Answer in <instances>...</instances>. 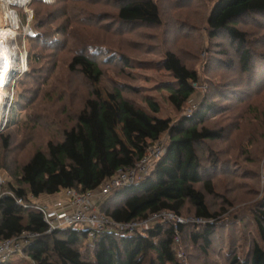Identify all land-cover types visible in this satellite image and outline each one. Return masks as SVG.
I'll return each mask as SVG.
<instances>
[{
  "label": "trees",
  "instance_id": "16d2710c",
  "mask_svg": "<svg viewBox=\"0 0 264 264\" xmlns=\"http://www.w3.org/2000/svg\"><path fill=\"white\" fill-rule=\"evenodd\" d=\"M59 1H31L37 34L30 39L39 41L40 49L48 43L56 49L62 45L70 46L76 40L75 27L84 30L89 26L98 27L99 32L106 29L107 33L122 37L132 29L163 24L157 0H116L119 5L116 17L102 15L104 13L97 17L93 4L98 6L99 1L79 0L78 13L71 15L75 17L72 34L69 33L63 44L55 28L46 29L49 24L46 20L51 18L49 8H59ZM187 3L194 4L195 1L188 0ZM258 26L264 28V0H215L207 16L209 39L227 38L236 51V55H230L227 47L217 51L218 54L227 57L226 65L230 67L236 59L235 65L248 76L254 91L264 90V47L255 48L256 43L264 45V40L252 39L249 31ZM86 46L78 44L75 47L78 51L69 60V67L67 65L70 71L85 75L93 85L79 110L73 114L70 109L65 112L66 122L72 124L61 133L59 128L54 130L59 133L57 137L48 140L45 148L36 149L27 162L11 172L9 181L0 182V239L18 237L27 231L39 233L22 250V258L3 264H183L178 255L177 235L188 239L195 252L208 255L216 235L219 237V233L231 231L237 221L247 224L244 215H235L234 224L228 223L227 215L232 212L234 202L218 192L215 182L222 172L234 173L231 165L223 167L225 164L222 163L230 161L223 155L224 149L212 146V142L225 141L231 127L209 124L210 116H221V111L228 106L226 101L223 102V93L211 86L198 107L183 114L197 91L200 73L176 52L168 51L162 66L173 79L159 88L168 92V102L182 112L178 120L158 116L160 103L151 95L143 97L153 113L147 111L131 95H137V89L122 83H116L111 91L117 106H110L96 94L94 77L102 75L103 70L93 56L85 53ZM36 54L42 56V52L36 51ZM120 58L125 63L124 68L131 62L125 55ZM237 88L231 91L243 93V89ZM118 124L125 143L116 133ZM3 136V148L8 149L9 136ZM166 138V152L152 171L130 185L114 188L100 202L99 209L119 222L142 220L166 210L180 217L201 218L205 222H159L144 232L105 231L93 239L89 238L88 230L75 226L46 233L48 225L38 207V199L67 189L80 193L99 189L120 168L135 166L149 147ZM209 154L211 159L205 164ZM3 159L5 155L1 154L0 148V171L8 168L5 163L3 165ZM221 164L223 166L218 167ZM240 171L236 173L243 176ZM258 183L260 188L259 180ZM260 192L259 201L250 209L258 237L251 238L249 252L244 257L235 250L236 246L231 248L225 264H264V188ZM218 198L222 204L215 208Z\"/></svg>",
  "mask_w": 264,
  "mask_h": 264
},
{
  "label": "rangeland",
  "instance_id": "374dc122",
  "mask_svg": "<svg viewBox=\"0 0 264 264\" xmlns=\"http://www.w3.org/2000/svg\"><path fill=\"white\" fill-rule=\"evenodd\" d=\"M31 1L0 0V29L5 25L13 27L10 43L17 46L15 69L7 82L10 99L5 121L0 126L1 154L5 155L2 162L8 166L0 171V179L9 181L11 172L27 162L36 149L45 148L48 140L57 137L59 133L54 130L59 128L61 133L72 124L70 120V123L66 122L65 112L70 109L73 114L79 110L87 92L93 87L85 75L68 68L69 60L78 51L75 49L78 44L82 47L87 45L85 53L93 56L103 70L102 75L94 77L99 98L116 107L111 91L116 83H122L137 89V95H131L141 107L153 113L143 101V97L151 95L160 103L158 116L176 121L182 112L168 102V92L159 88L164 82L173 79L162 66L166 53L173 51L200 73L197 91L185 106L183 114L196 109L211 86L219 89L223 93V102L228 103L221 111L222 115L213 114L208 123L215 127L231 126L225 135L228 138L220 143L212 142V146L224 149L223 155L230 159L228 163H222L224 166L221 164L218 167L231 165L234 173L222 172L215 182L218 192L234 202L232 212L227 215L228 223L234 224L232 220L235 215H244L247 222L237 221L231 231L219 233V237L216 235L208 255H202L198 250L195 252L188 239L180 236L179 240L176 239L179 258L183 264H225L227 254L235 246L236 251L246 256L251 238L258 237L256 226L250 218V209L259 201V193L264 188V90H252L251 87H255L250 85L248 76L243 75L235 65L236 59H233V67H230L226 65L227 57L218 54L217 51L228 47L230 55H236L227 38L209 39L207 16L215 0H194V4L187 3L188 0H181L180 3L176 0H157L161 7V26L132 29L122 37L107 33L106 29L99 32L98 27L89 26L87 30L75 27L76 40L70 46L62 45L60 49L49 43L40 49L39 41L30 39V35L37 34ZM44 1L54 3L56 0ZM77 1L60 0L59 8H49L51 18L46 20L50 24L46 25V29L55 28L63 44L68 40L69 33L72 34L75 17L71 15L78 13L80 5ZM96 1H99V5L93 4V8L97 17L102 13L116 17L119 8L116 0ZM249 31L252 39L264 40V28L251 27ZM262 47L263 44H255L256 50ZM36 51L42 52V56L35 55ZM121 55L129 57L131 61L125 68ZM9 59L4 58L0 65L5 67ZM236 87L243 89V93H233L231 89ZM116 133L120 141L125 143L119 124ZM3 135L9 136L8 149L3 148ZM207 157H204L207 160L205 164L211 159L210 154ZM236 171L243 173V176ZM221 204L222 200L218 198L214 207L219 208ZM182 218L188 220L194 217ZM159 222L155 221L152 225ZM75 227L84 229V224L76 223ZM22 257V251L15 252L8 261H18Z\"/></svg>",
  "mask_w": 264,
  "mask_h": 264
},
{
  "label": "built area",
  "instance_id": "2783aa9c",
  "mask_svg": "<svg viewBox=\"0 0 264 264\" xmlns=\"http://www.w3.org/2000/svg\"><path fill=\"white\" fill-rule=\"evenodd\" d=\"M167 144L160 140L147 149L143 157L132 167L120 168L117 173L101 188L80 193L75 189L65 190V195L69 198L66 203L58 200L52 205L37 203L43 211L47 222L46 233H53L57 229L68 226H75L76 223H83L84 229L88 230L89 238L93 239L99 232L105 231H125L144 232L149 230L152 223L161 222L186 223L195 221L205 222L201 218L183 219L173 211H160L149 215L142 220L128 222L115 221L99 209L100 202L117 187H122L134 183L137 179L143 178L152 171L158 159L166 152ZM1 182L5 180L0 179ZM22 203V200H19ZM39 236L36 232H23L18 237L0 239V264L7 262L15 252L22 251L28 243ZM176 239L180 237L177 235Z\"/></svg>",
  "mask_w": 264,
  "mask_h": 264
},
{
  "label": "bare ground",
  "instance_id": "6f19581e",
  "mask_svg": "<svg viewBox=\"0 0 264 264\" xmlns=\"http://www.w3.org/2000/svg\"><path fill=\"white\" fill-rule=\"evenodd\" d=\"M50 1V0H48ZM13 27H2L0 29V63L5 58H10L5 67L0 65V126L3 125L6 116V108L9 103L10 94L7 88V82L12 75L15 66V54L17 46L10 43V34L13 33ZM27 30H30L29 28ZM29 35V33H28Z\"/></svg>",
  "mask_w": 264,
  "mask_h": 264
},
{
  "label": "crops",
  "instance_id": "0c3cea01",
  "mask_svg": "<svg viewBox=\"0 0 264 264\" xmlns=\"http://www.w3.org/2000/svg\"><path fill=\"white\" fill-rule=\"evenodd\" d=\"M65 194L66 193H65V190H64V191H62L60 193L43 196L42 198L38 199L37 201L39 203H44V204H48V205H52L54 202H56L58 200H63L66 203H68L69 202V198Z\"/></svg>",
  "mask_w": 264,
  "mask_h": 264
},
{
  "label": "clouds",
  "instance_id": "9594fccd",
  "mask_svg": "<svg viewBox=\"0 0 264 264\" xmlns=\"http://www.w3.org/2000/svg\"><path fill=\"white\" fill-rule=\"evenodd\" d=\"M30 36H32V35H30Z\"/></svg>",
  "mask_w": 264,
  "mask_h": 264
}]
</instances>
